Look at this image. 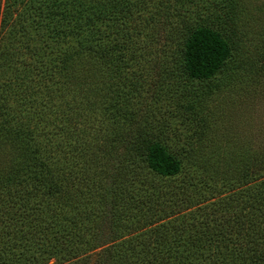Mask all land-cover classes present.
<instances>
[{
    "label": "trees",
    "instance_id": "16d2710c",
    "mask_svg": "<svg viewBox=\"0 0 264 264\" xmlns=\"http://www.w3.org/2000/svg\"><path fill=\"white\" fill-rule=\"evenodd\" d=\"M244 1L0 0V264H264V143L202 114L219 73L264 90V25L231 68ZM170 86L197 146L169 145Z\"/></svg>",
    "mask_w": 264,
    "mask_h": 264
},
{
    "label": "rangeland",
    "instance_id": "374dc122",
    "mask_svg": "<svg viewBox=\"0 0 264 264\" xmlns=\"http://www.w3.org/2000/svg\"><path fill=\"white\" fill-rule=\"evenodd\" d=\"M211 1L213 0H191L190 3H187L186 6H190L194 10L193 14L194 19L196 20L194 23H211L206 10H204V8L202 9V6L210 5ZM263 9L264 0H245L244 3H240V29L246 31L247 21L249 17H251L250 21L254 25L255 32H250V34L246 36L247 38L241 42L243 46L240 45L242 52L236 50L233 51V60H231L233 65L231 68H234L235 64L239 63L240 60H243L242 55L245 54L243 51L246 52L247 50L248 52L250 45H256L258 48L263 42L262 37L257 33L264 25ZM168 19L171 22L169 26L173 24L178 25L176 23L180 22V31L183 27H186L183 25L181 18L178 15ZM192 21L194 20L192 19ZM241 37L245 36L241 35L240 38ZM157 69L149 70L150 74L147 78L148 85L146 86L149 97L153 96V91L159 86L156 81L161 78V72H158L159 70ZM261 77V73L256 69L254 74L247 73L246 75H242L241 72H237V76L234 75V77H232L234 82L230 80L227 73H219L214 78L215 81L228 86H224V89L220 90L221 93L216 94L214 99L212 98L210 101V107L202 113L209 118L213 113L215 115L206 130L210 137L223 139V143L229 142L230 140L232 143L228 144L229 146H235L234 144L237 140L245 143L252 141L253 145L256 147L261 143H264V139L262 138L264 135V90ZM197 85L198 84L196 83L194 86ZM170 87L173 89L167 92L165 99L162 101L163 110L167 109L165 113L168 120H170L169 131L171 138L169 140V145L173 148L191 147V142L183 143L182 140L185 136L191 137L194 145L197 146V142L195 141L196 135L194 137L193 133L196 129H201L202 127L201 125H196V121H192L191 118L189 119V116H191L189 113L190 111L176 107V98H178V96L176 97L175 88L173 86ZM190 99L191 96L189 95L186 101ZM148 101L152 102L153 100L148 99ZM187 104L188 103L185 105ZM189 121L192 122L190 123ZM194 145L192 147H194ZM236 145L240 146V144ZM188 169L190 173L194 171V167H187L184 169L183 173L187 174ZM174 182H179V180H175Z\"/></svg>",
    "mask_w": 264,
    "mask_h": 264
}]
</instances>
